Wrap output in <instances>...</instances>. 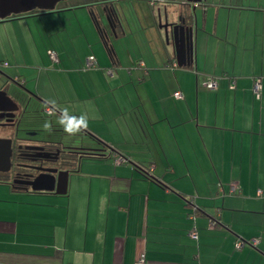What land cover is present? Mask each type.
Returning a JSON list of instances; mask_svg holds the SVG:
<instances>
[{"label":"crops","instance_id":"1","mask_svg":"<svg viewBox=\"0 0 264 264\" xmlns=\"http://www.w3.org/2000/svg\"><path fill=\"white\" fill-rule=\"evenodd\" d=\"M120 1L0 20V89L25 101L21 129L98 154L65 195L0 181V264H264V1ZM191 8L193 62L178 65L159 24L191 23ZM48 100L88 115L73 136L86 142L64 139Z\"/></svg>","mask_w":264,"mask_h":264},{"label":"water","instance_id":"2","mask_svg":"<svg viewBox=\"0 0 264 264\" xmlns=\"http://www.w3.org/2000/svg\"><path fill=\"white\" fill-rule=\"evenodd\" d=\"M69 0H0V20L10 17L24 15L32 11L52 12L57 3ZM117 1V0H116ZM119 1V0H118ZM191 4H199L202 0H187ZM113 3L111 2V5ZM113 14L118 18L120 9L112 6ZM192 22H187L185 18L177 15L176 21L169 15H165L164 23L159 24V28L164 32L166 44L172 42L176 61L179 65L180 60L188 57L189 63L193 62L194 37L197 32V22L191 8ZM159 17V15H158ZM188 24V25H187ZM187 25V26H186ZM179 37V38H178ZM179 39V40H178ZM19 107L13 102L6 93L5 89H0V119H5L7 123L15 118L14 113ZM32 148H26L29 150ZM12 140H0V173H8L11 168ZM70 172H57L48 170L38 175L28 183L32 192L54 193L56 195H65L67 190V179Z\"/></svg>","mask_w":264,"mask_h":264},{"label":"flooded vegetation","instance_id":"3","mask_svg":"<svg viewBox=\"0 0 264 264\" xmlns=\"http://www.w3.org/2000/svg\"><path fill=\"white\" fill-rule=\"evenodd\" d=\"M24 102L19 103V109L14 113L13 121L7 123L5 119H2L0 126H9L13 129L11 168L6 173L8 180L17 189L31 191L28 183L38 175L48 170L74 172L75 168L71 167L74 159L78 161L95 153L84 145H65L60 141L52 143L31 137L32 133L20 129L25 116V111L20 107H24L26 104ZM27 147L32 149L26 150Z\"/></svg>","mask_w":264,"mask_h":264},{"label":"clouds","instance_id":"4","mask_svg":"<svg viewBox=\"0 0 264 264\" xmlns=\"http://www.w3.org/2000/svg\"><path fill=\"white\" fill-rule=\"evenodd\" d=\"M46 105L51 107L54 115H57L56 123L63 128V131L68 136H75L87 130L89 126V117L86 113L79 116L74 115L67 107L59 108L54 100L46 101ZM42 129L50 133L52 131V122L45 120Z\"/></svg>","mask_w":264,"mask_h":264},{"label":"built area","instance_id":"5","mask_svg":"<svg viewBox=\"0 0 264 264\" xmlns=\"http://www.w3.org/2000/svg\"><path fill=\"white\" fill-rule=\"evenodd\" d=\"M49 56L50 58L53 60V61H57V56L54 52H50L49 53ZM89 64L94 66L95 65V62L94 60L90 59L89 60ZM202 87H205L206 89H209V90H215L217 88V81L216 79H207L205 81H203L201 83ZM231 89L234 88V82H231ZM252 90H253V94L256 98V100H259L260 99V96H261V81L259 78H255L253 79V86H252ZM174 99L175 100H179V99H182V95L181 93L179 92H176L174 94ZM47 113H50V110H47L46 111ZM126 160L122 157H117L114 161V164H121L123 162H125ZM230 190L231 192H234L238 187H237V184H231L230 185ZM191 237L193 239H196V233L195 232H191ZM256 243V241H252L251 244L254 245ZM241 244H238L237 246H240ZM136 264H143L142 261H138Z\"/></svg>","mask_w":264,"mask_h":264},{"label":"rangeland","instance_id":"6","mask_svg":"<svg viewBox=\"0 0 264 264\" xmlns=\"http://www.w3.org/2000/svg\"><path fill=\"white\" fill-rule=\"evenodd\" d=\"M113 1V0H112ZM126 1H128L129 2V0H126ZM262 1H264V0H259L258 2H259V5H261L262 4ZM66 2H68V1H63V2H60V3H57V5H56V7H60L61 5H63V4H65ZM122 2V6H123V9H124V13H125V0H121L120 2H118V3H121ZM133 3H134V1H133ZM122 47H125V46H122ZM50 53V52H49ZM48 53V54H49ZM50 57V56H49ZM51 59V58H50ZM51 61L53 62V63H57L58 62V58H57V61H53L52 59H51ZM23 129H25L24 127H22ZM21 129V128H20ZM12 132H13V129L11 128V127H9V126H0V140H5V139H11L12 138ZM64 134H66V133H64ZM77 138H79L78 136L77 137H73V136H68L67 134L64 136V139L67 141H73V140H75V141H77V142H81V141H84V142H86L87 141V139L85 138V137H83V136H81L80 137V139H77ZM74 146H76V145H74Z\"/></svg>","mask_w":264,"mask_h":264},{"label":"trees","instance_id":"7","mask_svg":"<svg viewBox=\"0 0 264 264\" xmlns=\"http://www.w3.org/2000/svg\"><path fill=\"white\" fill-rule=\"evenodd\" d=\"M38 12H40V11H32V12H30V13H27V14H32V13H38ZM205 88V87H204ZM206 89V88H205ZM207 90H209V89H207ZM91 156H98V154H92ZM123 158V157H122ZM125 159V158H124ZM76 164H77V159H74V162H73V164H72V168H75L76 167ZM0 181H3V182H5V183H8V184H10L11 185V187H12V189L14 190V191H23V190H21V189H17V188H15L14 186H13V184H11V182L8 180V176L6 175V173L5 174H0Z\"/></svg>","mask_w":264,"mask_h":264}]
</instances>
